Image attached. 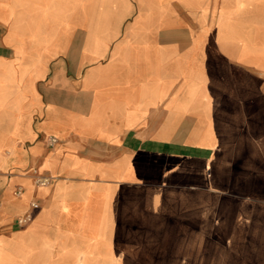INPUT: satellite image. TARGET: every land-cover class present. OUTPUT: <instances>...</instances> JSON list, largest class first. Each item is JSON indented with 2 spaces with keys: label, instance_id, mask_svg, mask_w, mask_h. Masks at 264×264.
I'll return each mask as SVG.
<instances>
[{
  "label": "crops",
  "instance_id": "obj_1",
  "mask_svg": "<svg viewBox=\"0 0 264 264\" xmlns=\"http://www.w3.org/2000/svg\"><path fill=\"white\" fill-rule=\"evenodd\" d=\"M261 84L264 0H0V264H122L164 188L230 191Z\"/></svg>",
  "mask_w": 264,
  "mask_h": 264
},
{
  "label": "rangeland",
  "instance_id": "obj_2",
  "mask_svg": "<svg viewBox=\"0 0 264 264\" xmlns=\"http://www.w3.org/2000/svg\"><path fill=\"white\" fill-rule=\"evenodd\" d=\"M239 131L245 152L233 162L231 190L222 177L203 192L164 188L144 203L149 218L140 211L139 239L117 242L122 264H264V146L257 130Z\"/></svg>",
  "mask_w": 264,
  "mask_h": 264
},
{
  "label": "built area",
  "instance_id": "obj_3",
  "mask_svg": "<svg viewBox=\"0 0 264 264\" xmlns=\"http://www.w3.org/2000/svg\"><path fill=\"white\" fill-rule=\"evenodd\" d=\"M51 143L55 144L56 140L52 139ZM46 183H48L47 180L41 181V184H43V185H45ZM17 194H19V192H17ZM31 207L33 210H37L39 208V205L37 203H33ZM32 217H33L32 213L25 214L24 216L18 218L17 225L20 227L26 226L27 224H29L31 222Z\"/></svg>",
  "mask_w": 264,
  "mask_h": 264
}]
</instances>
